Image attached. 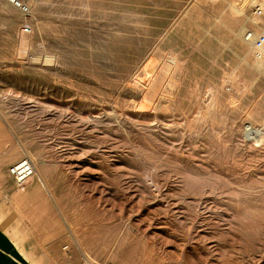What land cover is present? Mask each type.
Segmentation results:
<instances>
[{"label": "rangeland", "instance_id": "374dc122", "mask_svg": "<svg viewBox=\"0 0 264 264\" xmlns=\"http://www.w3.org/2000/svg\"><path fill=\"white\" fill-rule=\"evenodd\" d=\"M17 1L0 126L34 166L8 174L23 216L74 264H264V0Z\"/></svg>", "mask_w": 264, "mask_h": 264}, {"label": "crops", "instance_id": "0c3cea01", "mask_svg": "<svg viewBox=\"0 0 264 264\" xmlns=\"http://www.w3.org/2000/svg\"><path fill=\"white\" fill-rule=\"evenodd\" d=\"M16 148L0 126V264H74L63 253L68 246L51 242V235L42 230L43 220L35 222L23 216L27 210L22 207L27 203L17 200L18 189L9 178V167L17 162ZM34 184L21 189H35Z\"/></svg>", "mask_w": 264, "mask_h": 264}, {"label": "built area", "instance_id": "2783aa9c", "mask_svg": "<svg viewBox=\"0 0 264 264\" xmlns=\"http://www.w3.org/2000/svg\"><path fill=\"white\" fill-rule=\"evenodd\" d=\"M20 5V4H18ZM254 13L256 16L264 19V8L261 6H256L254 9ZM249 38H253L254 46L258 49H262L264 47V28L262 32L258 36H253L249 34ZM9 174L11 175L14 182L21 186L26 183L34 174V166L30 159L22 158L12 164L9 167ZM89 264H115L113 262H91Z\"/></svg>", "mask_w": 264, "mask_h": 264}, {"label": "bare ground", "instance_id": "6f19581e", "mask_svg": "<svg viewBox=\"0 0 264 264\" xmlns=\"http://www.w3.org/2000/svg\"><path fill=\"white\" fill-rule=\"evenodd\" d=\"M9 1L13 2L14 4H17V5L20 4L21 5V3H19V1H17V0H9ZM252 21L257 23L258 22L257 17L256 16L253 17ZM250 34H252V32ZM26 44H27V38L25 37V35H22L21 38H20V46H21V48H24L26 46ZM257 54H258V58L257 59H259L260 62H261V60H263V58H264V47L262 49H259V53H257Z\"/></svg>", "mask_w": 264, "mask_h": 264}]
</instances>
